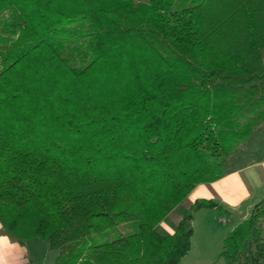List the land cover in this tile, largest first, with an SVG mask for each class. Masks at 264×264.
Returning a JSON list of instances; mask_svg holds the SVG:
<instances>
[{"label":"trees","instance_id":"1","mask_svg":"<svg viewBox=\"0 0 264 264\" xmlns=\"http://www.w3.org/2000/svg\"><path fill=\"white\" fill-rule=\"evenodd\" d=\"M263 124L264 0H0V223L52 264H178ZM220 257L264 264V195Z\"/></svg>","mask_w":264,"mask_h":264},{"label":"rangeland","instance_id":"2","mask_svg":"<svg viewBox=\"0 0 264 264\" xmlns=\"http://www.w3.org/2000/svg\"><path fill=\"white\" fill-rule=\"evenodd\" d=\"M246 148H263L264 153V124L257 128L253 137L248 141ZM249 152L243 155L239 161L233 162L240 164L250 160V156L254 157V153ZM260 153V151H258ZM234 164V165H235ZM222 222L217 220V217L210 207H202L198 209L194 214V230L191 238V246L188 253L180 260L178 264H220L224 261L223 257H220V251L222 249L223 239L226 233L231 230L240 221L234 216L222 217ZM164 223L169 225L170 228H175V222L169 217L164 218ZM165 224L159 223L158 229L161 232H170ZM133 228V223L123 222L115 225L113 228L93 232L79 239V242L83 245L92 242H99L104 239H111L120 234L126 233ZM2 231H5L2 228ZM17 241L20 244L21 249L24 251L21 255L20 264H52L57 251L50 250L46 246V243L39 237L34 236L26 240H19L10 237V241Z\"/></svg>","mask_w":264,"mask_h":264},{"label":"crops","instance_id":"3","mask_svg":"<svg viewBox=\"0 0 264 264\" xmlns=\"http://www.w3.org/2000/svg\"><path fill=\"white\" fill-rule=\"evenodd\" d=\"M262 149L247 148L244 151L245 155L251 152L256 156H250V160L234 166L222 177L212 182L211 186L197 185L191 196L193 198H213L221 203L226 208L222 213L216 207H210L220 222L224 220L222 217L227 215L236 217L237 221H242L253 204L264 195V153ZM163 224L173 231L169 225ZM22 252L24 251L20 244L14 240L10 241V236L2 231L0 223V264H20Z\"/></svg>","mask_w":264,"mask_h":264}]
</instances>
